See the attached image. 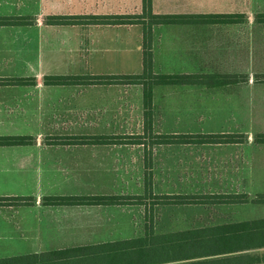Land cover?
Returning a JSON list of instances; mask_svg holds the SVG:
<instances>
[{"label": "crops", "instance_id": "0c3cea01", "mask_svg": "<svg viewBox=\"0 0 264 264\" xmlns=\"http://www.w3.org/2000/svg\"><path fill=\"white\" fill-rule=\"evenodd\" d=\"M152 3L154 13L194 15L188 23L153 27L154 74L205 77L165 84L181 87L157 95L156 86L164 84L154 85L147 108L142 83L45 81L142 74L143 24L90 23L85 16L142 13L143 0H0V17L32 20L0 24V136L34 138L0 144V260L73 249L76 264H145L144 254L127 248L145 247V238L171 242L175 233L222 223L193 225L187 216L186 226H175L182 206L216 204L221 195L198 184L264 179V143L256 141L264 134V0ZM215 14L234 16L218 21ZM55 15L82 18L47 23ZM213 119L224 122L205 129ZM162 134H232L244 141L156 142ZM117 136L141 143L65 142ZM98 195L136 197L137 203H44L48 196ZM164 209L171 212L169 226L162 223Z\"/></svg>", "mask_w": 264, "mask_h": 264}, {"label": "trees", "instance_id": "16d2710c", "mask_svg": "<svg viewBox=\"0 0 264 264\" xmlns=\"http://www.w3.org/2000/svg\"><path fill=\"white\" fill-rule=\"evenodd\" d=\"M194 15L190 14H158L153 12L152 0H143V11L138 14L128 15H93L85 16L90 23L99 24H137L144 26V51L143 64L144 71L139 75H115V76H46L45 81L50 84L67 83L75 80L87 79L92 82H120L129 80L135 83H142L144 86L145 106L148 108L152 104L153 86L157 84H194L200 82L205 76L192 74H154L153 72V27L162 24L188 23L192 21ZM233 14L211 15L218 21H230ZM75 16H48L49 24H74L79 22ZM32 20L22 16L0 17V24H28ZM87 22V21H86ZM209 77V76H206ZM147 125L152 121L150 111L145 112ZM136 137V136H134ZM158 143H231L243 142L244 136L232 134H179L156 136ZM124 136L112 138L89 137L70 138L65 140L80 142H134L138 140H127ZM136 139V138H135ZM256 141L264 143V134H258ZM34 142L30 136H0V144L16 145ZM241 197V198H240ZM243 197V198H242ZM136 197L125 195H98V196H48L44 203L48 205H114L137 203ZM21 201L20 198H15ZM199 202L201 201L198 198ZM197 200V201H198ZM213 201L222 203L249 202V198H244L239 194H221ZM255 203H264V193L257 194L252 199ZM176 239L171 242L149 241L145 238V247L132 245L127 249H133L136 254L145 255V264L166 262L173 259H198L187 264H257L264 263V217L250 220H236L221 223L204 228L192 229L175 233ZM149 241V242H148ZM138 242H133L135 244ZM78 260L77 250H67L60 253V256L52 252L45 254H34L1 259L0 264H76Z\"/></svg>", "mask_w": 264, "mask_h": 264}, {"label": "rangeland", "instance_id": "374dc122", "mask_svg": "<svg viewBox=\"0 0 264 264\" xmlns=\"http://www.w3.org/2000/svg\"><path fill=\"white\" fill-rule=\"evenodd\" d=\"M181 86L177 87H171V86H156V95L160 93V90L162 92H165L166 90H171L173 88H179ZM183 89H188L189 87H182ZM145 99V97H144ZM218 119V118H217ZM224 119H219L216 121V119L208 120L205 124V129L209 130L210 127L213 128V125L217 123L222 124ZM216 121V122H214ZM244 182V183H225L223 184H215V183H209V184H198V189L201 191H212L215 193H237L239 195H243L244 198H249V202H230V203H222L218 201L216 204H208L204 206H197V207H191V206H182V208L179 210L180 212V218L178 215L175 216V226H186L187 225V216L190 217L191 221L194 219L191 224L197 225L200 222H231V221H238V220H250L255 218H261L264 217V203H255L252 202V199L255 198L257 194H263L264 193V179L261 180V182ZM241 198V197H240ZM243 198V197H242ZM187 208V209H186ZM170 210H162L161 216H162V223L165 225V222H168L170 218L169 215ZM159 214V213H158ZM179 218V219H178ZM196 220V221H195ZM195 223V224H194ZM169 224V223H168ZM173 225V224H171ZM169 226V225H165ZM258 264H264V263H258Z\"/></svg>", "mask_w": 264, "mask_h": 264}]
</instances>
